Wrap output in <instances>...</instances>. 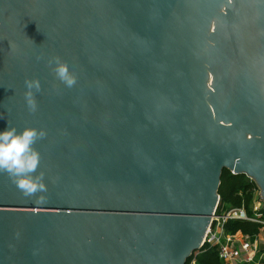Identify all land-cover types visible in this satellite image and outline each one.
<instances>
[{"label":"water","instance_id":"water-1","mask_svg":"<svg viewBox=\"0 0 264 264\" xmlns=\"http://www.w3.org/2000/svg\"><path fill=\"white\" fill-rule=\"evenodd\" d=\"M7 126L46 131L47 192L0 174V264H186L224 168L264 199V0H0Z\"/></svg>","mask_w":264,"mask_h":264},{"label":"clouds","instance_id":"clouds-1","mask_svg":"<svg viewBox=\"0 0 264 264\" xmlns=\"http://www.w3.org/2000/svg\"><path fill=\"white\" fill-rule=\"evenodd\" d=\"M49 66L65 87L72 88L77 83L76 74L70 70L67 62L59 57L49 60ZM25 100L30 112L37 109L36 94L41 91L39 79L25 80ZM47 133L44 129L26 126L18 130L14 126H7L0 131V174H7L12 184L25 197H35L40 203L47 192L42 171L38 172L41 163V154L35 147L38 141L44 139Z\"/></svg>","mask_w":264,"mask_h":264},{"label":"trees","instance_id":"trees-1","mask_svg":"<svg viewBox=\"0 0 264 264\" xmlns=\"http://www.w3.org/2000/svg\"><path fill=\"white\" fill-rule=\"evenodd\" d=\"M256 184L251 182L245 174H234L224 168L221 174L218 193L220 207H239L244 205L248 213L252 215L251 203L254 197ZM228 233L242 232L244 235L255 236L264 231V225L249 220H230L225 225ZM195 259V264H223L216 247L204 244L194 251L186 264Z\"/></svg>","mask_w":264,"mask_h":264},{"label":"built area","instance_id":"built-area-1","mask_svg":"<svg viewBox=\"0 0 264 264\" xmlns=\"http://www.w3.org/2000/svg\"><path fill=\"white\" fill-rule=\"evenodd\" d=\"M249 179L255 183L252 178ZM257 189L259 187L256 185L254 194H256ZM259 210L253 208L252 215H250L244 205L239 207H220L219 196L210 225L204 237L203 245L208 243L216 247L223 264L253 260L257 251V245L249 240L239 241L236 237V233L239 231L228 233L225 230V225L230 220H249L264 225V212H260ZM190 264H195V259Z\"/></svg>","mask_w":264,"mask_h":264},{"label":"crops","instance_id":"crops-1","mask_svg":"<svg viewBox=\"0 0 264 264\" xmlns=\"http://www.w3.org/2000/svg\"><path fill=\"white\" fill-rule=\"evenodd\" d=\"M236 237L239 241L249 240L257 245L255 257L251 261H235L234 264H264V231L259 232L255 236L244 235L242 232H237Z\"/></svg>","mask_w":264,"mask_h":264},{"label":"flooded vegetation","instance_id":"flooded-vegetation-1","mask_svg":"<svg viewBox=\"0 0 264 264\" xmlns=\"http://www.w3.org/2000/svg\"><path fill=\"white\" fill-rule=\"evenodd\" d=\"M245 10V9H244ZM251 10V9H250ZM252 11V10H251ZM253 12V11H252ZM244 14V13H243ZM219 32V36L223 37L225 40V42H221L218 46L219 48L217 49V52H216V56L220 59H223V60H226V53H225V48H226V45L228 44V41H229V37H231L233 35V31L229 28V27H226V26H223L222 28H219L218 30ZM255 59H257V52H255Z\"/></svg>","mask_w":264,"mask_h":264},{"label":"rangeland","instance_id":"rangeland-1","mask_svg":"<svg viewBox=\"0 0 264 264\" xmlns=\"http://www.w3.org/2000/svg\"><path fill=\"white\" fill-rule=\"evenodd\" d=\"M261 189H257V192L256 194H254V197H253V200H252V203H251V209L253 211V208H257L260 209L259 211L260 212H264V199H261ZM256 195V196H255ZM258 213V211H257Z\"/></svg>","mask_w":264,"mask_h":264}]
</instances>
